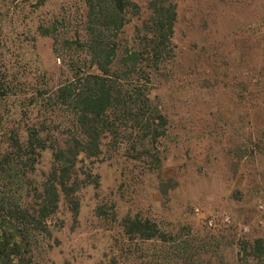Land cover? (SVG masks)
I'll use <instances>...</instances> for the list:
<instances>
[{"label": "rangeland", "instance_id": "rangeland-1", "mask_svg": "<svg viewBox=\"0 0 264 264\" xmlns=\"http://www.w3.org/2000/svg\"><path fill=\"white\" fill-rule=\"evenodd\" d=\"M7 1L0 0V43L7 42L0 50L13 65V93L39 86L34 80L48 89L66 80L70 58L80 61L81 72H96L82 60L83 0ZM150 1L129 0L127 24L115 37L117 72L124 47L151 52L144 41ZM164 1L176 14L168 55L161 63L145 53L133 71L155 96L151 109L167 118L163 134L150 148L114 150L109 143L100 157L86 160L94 181L78 192L75 216L61 204L55 228L35 248L42 264L183 263L171 243L126 237L125 214L150 218L178 241L188 240L201 264L222 258L227 264L238 240L264 239V0ZM48 22L55 24L54 36L32 30ZM16 34L17 49L9 50ZM56 48L63 59L57 60ZM67 110L48 104L51 129L68 124Z\"/></svg>", "mask_w": 264, "mask_h": 264}, {"label": "trees", "instance_id": "trees-1", "mask_svg": "<svg viewBox=\"0 0 264 264\" xmlns=\"http://www.w3.org/2000/svg\"><path fill=\"white\" fill-rule=\"evenodd\" d=\"M83 3L87 33L82 60L87 62L88 58L96 72H81L80 61L70 58L71 74L66 80L50 89L34 80L39 86L13 93V65L2 56L5 49L0 50V264H42L35 259V248L55 228L61 204L66 203L70 215L75 216L79 210L78 192L94 181L92 169L84 165L86 160L100 157L109 143L114 150L119 146L136 150L138 145L145 149L163 134L159 129L167 124L164 113L151 109L155 96L133 71L145 53L151 59L154 56L161 58V63L165 61L166 43L173 35L176 18L173 6L164 0L149 2L151 14L144 41L151 52L124 47L120 57L123 68L117 72L113 67L119 50L115 37L127 24L129 0ZM32 30L40 36H54L55 24H39ZM110 32L115 34L111 36ZM29 33L28 29L25 37ZM18 39L16 34L9 50L11 46L17 49ZM55 52L57 60L63 59L58 48ZM27 66L21 64L20 68L27 71ZM159 69L157 64L153 66L154 73L158 74ZM130 77L135 80L129 84ZM51 101L67 107L68 124L49 127L51 122L47 123L45 115ZM138 124L140 128H136ZM45 155L47 164L43 161ZM169 181L173 180L162 182L161 189ZM120 226L130 239L160 246L171 243L181 255L182 264H201L195 246L188 240L178 241L176 235L163 231L150 218L125 214ZM234 246L236 251L227 264H264L263 238L240 239ZM219 250L217 246L215 255ZM224 263L222 258L216 264Z\"/></svg>", "mask_w": 264, "mask_h": 264}]
</instances>
